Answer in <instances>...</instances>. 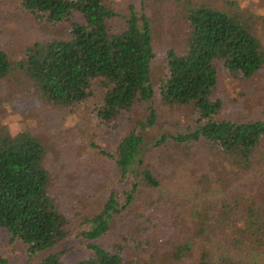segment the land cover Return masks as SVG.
<instances>
[{"label": "trees", "instance_id": "1", "mask_svg": "<svg viewBox=\"0 0 264 264\" xmlns=\"http://www.w3.org/2000/svg\"><path fill=\"white\" fill-rule=\"evenodd\" d=\"M139 1L121 13L112 0H20L47 24L66 23L68 33L56 29L19 61L0 46V82L18 73L42 101L63 110L94 99L102 124L117 128L125 120L126 128L108 155L117 191L75 235L80 257L52 250L37 261L33 256L73 232L51 192L41 139L2 129L0 234L25 249L28 260L15 264H264V118L223 116L217 95L221 71L238 87L264 70V3L251 11L243 0L220 7ZM158 49L164 68L155 80ZM155 104L183 112L185 121L165 129ZM122 211L129 221L121 242L105 247L102 237ZM147 234L155 250L143 245ZM0 264L10 260L0 256Z\"/></svg>", "mask_w": 264, "mask_h": 264}, {"label": "rangeland", "instance_id": "2", "mask_svg": "<svg viewBox=\"0 0 264 264\" xmlns=\"http://www.w3.org/2000/svg\"><path fill=\"white\" fill-rule=\"evenodd\" d=\"M210 1L216 7L221 6L222 0ZM112 2L114 9L121 13L128 9L127 5L140 3L139 0ZM243 2L254 11L258 9L257 5L260 2L264 3V0ZM169 25L167 22L164 30H170ZM56 29H60L65 35L68 33L66 23L47 24L25 11L20 0H0V46L12 61L21 60L28 46L56 36ZM260 36H263L262 33ZM162 38L164 42L167 41L166 35ZM163 68V53L158 49L157 59L154 61L155 80L162 76ZM217 95L224 101L223 116L233 118L251 114L264 118V70L253 82L238 87L227 78L225 72L221 71ZM95 104V100L90 99L84 105L70 110L58 109L42 101L23 83L18 73L0 82V131L6 129L12 134L30 131L41 139L47 152L46 163L53 176L51 192L73 232L71 239L33 256L36 261L48 256L52 250L57 252L66 249L71 251L66 253L65 259L79 258L83 248L75 239V235L86 228L87 220L101 212L109 194L117 191V167L108 155L115 154L119 140L125 132V120L117 123V128L102 124L97 119L98 107ZM155 106L160 115L158 124L167 125L165 129L185 121L183 112L172 113L158 104ZM158 130L156 127L153 131L147 132L145 137L153 139ZM180 183L174 182V187L181 186ZM174 187L169 186L170 189H175ZM126 221H129V215L126 211L120 212V217L114 219L109 232L102 237L101 242L105 247L111 248L121 242ZM140 226L135 225L132 228L140 232ZM142 237L143 245L149 244V247L155 250L154 245L150 243L149 234ZM165 241L163 239L164 243ZM159 253L162 251L159 250ZM150 254L151 250H145L143 257L147 259ZM0 256L10 260V264L24 263L28 260L25 249L19 244L9 243L4 234H0Z\"/></svg>", "mask_w": 264, "mask_h": 264}]
</instances>
